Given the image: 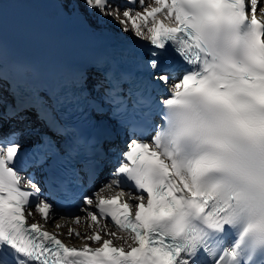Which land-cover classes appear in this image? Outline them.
<instances>
[{
    "label": "snow or ice",
    "instance_id": "snow-or-ice-1",
    "mask_svg": "<svg viewBox=\"0 0 264 264\" xmlns=\"http://www.w3.org/2000/svg\"><path fill=\"white\" fill-rule=\"evenodd\" d=\"M60 2L71 11L82 2L130 48L146 47L147 76L106 73L94 86L131 135L91 194L83 187L106 164L99 150L68 165L76 144L44 140L28 157L0 116V264H264V0H139L142 11L137 0ZM2 79L0 65V105ZM42 116L64 131L49 109ZM141 128L154 131L151 143ZM57 194L78 199L92 222L69 239L91 243L46 230ZM33 209L44 224L28 223Z\"/></svg>",
    "mask_w": 264,
    "mask_h": 264
},
{
    "label": "bare ground",
    "instance_id": "bare-ground-1",
    "mask_svg": "<svg viewBox=\"0 0 264 264\" xmlns=\"http://www.w3.org/2000/svg\"><path fill=\"white\" fill-rule=\"evenodd\" d=\"M146 3H153V0H146ZM113 27V26H112ZM2 82H4L2 80ZM5 86H7V83L4 84ZM5 99H8V92L6 91L5 93ZM36 115L34 113H28L26 114L24 117L22 118H17L15 119L12 124L16 125V128L14 129L15 131H19L20 132V136L22 138H28V137H31V138H38V139H42V136L40 134H35V135H29L28 132H27V123H29L30 121H34V120H38L37 118H35ZM12 130H9L8 132H10ZM29 141H26V143H28ZM109 172L106 171L102 174L101 176V179L98 180V182H96V185H102L109 177ZM120 191V189H112V190H105L102 194H114L116 192ZM125 194L126 196L128 197L129 199V193L127 191V189H125ZM79 211H84V206H80L79 208ZM33 212H34V215L31 217V220L33 221H39L41 224H44V220L41 218V215L35 211V209H33ZM75 217H80V221L79 223L76 222L75 220ZM53 222H55V224L53 225ZM74 222V223H73ZM56 224H59L61 225V227L59 228H56L55 225ZM74 224V225H73ZM92 226V222L90 221V219H88L86 217V213H83V214H78L76 216L72 218H69L68 216L66 215H59L57 218H53V219H50L47 224H45V227L46 228H50L56 232H59L61 233L62 237L67 240L69 243H72V241L74 240H77L76 244L79 242V243H84V242H88V241H84V240H81V239H78L77 237L75 236H72L71 239H69V236H68V232H69V229H75V230H78L79 232H81L82 234H86L88 233V230L90 229V227ZM109 227H111V224H109ZM113 231H115V229L113 228ZM121 242V241H119ZM131 243V241H129Z\"/></svg>",
    "mask_w": 264,
    "mask_h": 264
},
{
    "label": "rangeland",
    "instance_id": "rangeland-1",
    "mask_svg": "<svg viewBox=\"0 0 264 264\" xmlns=\"http://www.w3.org/2000/svg\"><path fill=\"white\" fill-rule=\"evenodd\" d=\"M145 2H146V1H145ZM154 6H155V5H154ZM137 9H138V10H141V11L143 10L142 8L139 7V1H138ZM161 18H162V17H161ZM99 187H100V185H97L96 188H99ZM83 213H85V211H78V212H76V213H74V214H72V215H69L68 217L73 219L74 216H76V215H78V214H83ZM59 215H60V213H56V216H55V217L57 218ZM73 223H74V222H73ZM54 224H55V222H53V225H54ZM73 225H74V224H73ZM89 231H90V229L88 230V233H89ZM76 242H77V240L72 241V243H76ZM78 243H79V242H78ZM116 243L120 244V243H122V242H119V240H117Z\"/></svg>",
    "mask_w": 264,
    "mask_h": 264
}]
</instances>
